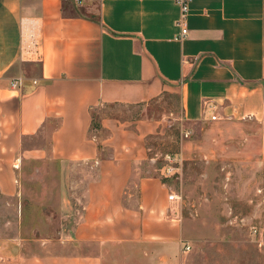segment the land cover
<instances>
[{
  "label": "crops",
  "instance_id": "1",
  "mask_svg": "<svg viewBox=\"0 0 264 264\" xmlns=\"http://www.w3.org/2000/svg\"><path fill=\"white\" fill-rule=\"evenodd\" d=\"M79 1L0 0V201L23 207L26 164L91 174L68 234L38 249L0 237V264H103L109 244L179 242L166 167L148 146L164 118L98 110L173 97L190 124L252 120L264 164V0H190L183 39L177 0Z\"/></svg>",
  "mask_w": 264,
  "mask_h": 264
},
{
  "label": "rangeland",
  "instance_id": "2",
  "mask_svg": "<svg viewBox=\"0 0 264 264\" xmlns=\"http://www.w3.org/2000/svg\"><path fill=\"white\" fill-rule=\"evenodd\" d=\"M102 115L164 118L165 130L150 137L148 146L152 167L169 169L165 180L178 196L172 208L181 225L175 245L109 244L103 248V264H264V164L258 161V125L252 120L245 125L190 124L181 119L173 97L140 108H105L94 119ZM24 169L17 197L23 207L0 201V237L19 238L24 248L35 239L32 245L38 249L45 238H60L62 229L68 234L84 204L82 183L91 174L83 165L26 164ZM63 195L73 204L71 214L60 209Z\"/></svg>",
  "mask_w": 264,
  "mask_h": 264
},
{
  "label": "built area",
  "instance_id": "3",
  "mask_svg": "<svg viewBox=\"0 0 264 264\" xmlns=\"http://www.w3.org/2000/svg\"><path fill=\"white\" fill-rule=\"evenodd\" d=\"M76 2L79 3L80 1L76 0ZM176 3L179 6V17H178V20H177V25L180 27V34L177 37V39H183V38L186 37V35L188 33V30H187V16H188V12H189L190 0H177ZM207 106H209V105H207ZM210 119L212 121L217 120V116L216 115H211ZM166 159L168 161H170L171 157L170 156H166ZM14 167L18 168V165H15ZM168 172H169V169L166 167L165 174L167 175ZM168 200L173 202V203H176L178 201V196L175 193H170L168 195ZM189 248L190 247L188 245H184V249L186 251H188Z\"/></svg>",
  "mask_w": 264,
  "mask_h": 264
},
{
  "label": "trees",
  "instance_id": "4",
  "mask_svg": "<svg viewBox=\"0 0 264 264\" xmlns=\"http://www.w3.org/2000/svg\"><path fill=\"white\" fill-rule=\"evenodd\" d=\"M96 127V126H95Z\"/></svg>",
  "mask_w": 264,
  "mask_h": 264
}]
</instances>
